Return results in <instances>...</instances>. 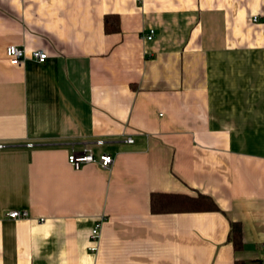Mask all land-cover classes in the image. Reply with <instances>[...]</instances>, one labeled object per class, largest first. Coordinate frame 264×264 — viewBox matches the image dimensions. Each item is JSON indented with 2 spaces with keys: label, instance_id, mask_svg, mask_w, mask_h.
<instances>
[{
  "label": "crops",
  "instance_id": "crops-1",
  "mask_svg": "<svg viewBox=\"0 0 264 264\" xmlns=\"http://www.w3.org/2000/svg\"><path fill=\"white\" fill-rule=\"evenodd\" d=\"M0 144V264L264 261V0H0ZM84 144L110 168L73 171Z\"/></svg>",
  "mask_w": 264,
  "mask_h": 264
},
{
  "label": "built area",
  "instance_id": "built-area-1",
  "mask_svg": "<svg viewBox=\"0 0 264 264\" xmlns=\"http://www.w3.org/2000/svg\"><path fill=\"white\" fill-rule=\"evenodd\" d=\"M253 22H256L257 19L253 18L252 20ZM154 36V32H152L151 30L148 31V34L144 36L146 41H149L150 39H152ZM5 55L9 61V63L13 66H19V64L22 62V60L24 59V51H22L19 47H14V46H7L4 49ZM30 59L33 61H35L36 63H43L46 58L47 55L43 52V51H39V50H34L32 53H30ZM125 142L127 143H131L130 139H126ZM93 146H102L103 145V141L101 140H96L94 141V143L92 144ZM8 145L5 144H0V150H4L7 149ZM27 148H31L32 145L31 144H26ZM66 162L68 164V166L71 167V169L73 171H79L81 170L82 167L86 166V165H98L100 168L102 169H109L110 168V164L112 162V159L110 156L105 155V154H100L98 156L93 155L91 148L89 147V145L84 144V146L82 147V149L78 152V151H74L73 149H70V152L67 154L66 156ZM3 217L7 220H23L24 218L27 217V212L24 211H9L3 214ZM43 220L39 219V222H42ZM96 224H94V226L91 228L90 230V234H89V246L87 248V250L89 252H94L95 251V245L98 241V233H99V229H100V220H97V222H95ZM262 249L264 250V243L261 244ZM257 264H264V261H259Z\"/></svg>",
  "mask_w": 264,
  "mask_h": 264
},
{
  "label": "trees",
  "instance_id": "trees-1",
  "mask_svg": "<svg viewBox=\"0 0 264 264\" xmlns=\"http://www.w3.org/2000/svg\"><path fill=\"white\" fill-rule=\"evenodd\" d=\"M109 25H107V21ZM118 31V20L109 16L104 18V32ZM150 212L155 213H169V212H184V211H215L216 206L212 204L209 198L203 195H198L196 198H189L186 196L175 195H161L152 194L149 199ZM230 239L232 246L235 249H240V233L239 227L235 223H230Z\"/></svg>",
  "mask_w": 264,
  "mask_h": 264
}]
</instances>
